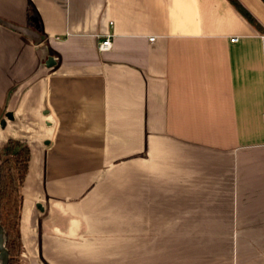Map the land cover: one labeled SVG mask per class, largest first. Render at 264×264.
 Masks as SVG:
<instances>
[{
	"label": "crops",
	"instance_id": "obj_1",
	"mask_svg": "<svg viewBox=\"0 0 264 264\" xmlns=\"http://www.w3.org/2000/svg\"><path fill=\"white\" fill-rule=\"evenodd\" d=\"M10 138L22 264H264V33L230 0H0Z\"/></svg>",
	"mask_w": 264,
	"mask_h": 264
},
{
	"label": "trees",
	"instance_id": "obj_2",
	"mask_svg": "<svg viewBox=\"0 0 264 264\" xmlns=\"http://www.w3.org/2000/svg\"><path fill=\"white\" fill-rule=\"evenodd\" d=\"M230 1L264 33V26L240 0ZM30 161L31 148L26 142L10 138L4 145H0V221L5 229V245L10 252L9 264H22L21 256L24 250L22 210L25 198L24 185Z\"/></svg>",
	"mask_w": 264,
	"mask_h": 264
},
{
	"label": "water",
	"instance_id": "obj_3",
	"mask_svg": "<svg viewBox=\"0 0 264 264\" xmlns=\"http://www.w3.org/2000/svg\"><path fill=\"white\" fill-rule=\"evenodd\" d=\"M54 64H55L54 57L49 56L47 60V65L53 66ZM7 116L9 118L13 117L11 112L7 113ZM5 122H6L5 118L1 120L2 125H4ZM0 178H1V164H0ZM0 185H1V180H0ZM9 260H10V252H9V249L5 245V229H4L3 224L0 221V264H9Z\"/></svg>",
	"mask_w": 264,
	"mask_h": 264
},
{
	"label": "built area",
	"instance_id": "obj_4",
	"mask_svg": "<svg viewBox=\"0 0 264 264\" xmlns=\"http://www.w3.org/2000/svg\"><path fill=\"white\" fill-rule=\"evenodd\" d=\"M155 37H151L152 40H154ZM233 41L238 40L237 37L232 38ZM112 47V40H111V34H108L106 38L99 44L100 51H106L109 50Z\"/></svg>",
	"mask_w": 264,
	"mask_h": 264
},
{
	"label": "rangeland",
	"instance_id": "obj_5",
	"mask_svg": "<svg viewBox=\"0 0 264 264\" xmlns=\"http://www.w3.org/2000/svg\"><path fill=\"white\" fill-rule=\"evenodd\" d=\"M4 144H5V143H4L3 141L0 140V145H4ZM21 261H22V259H21Z\"/></svg>",
	"mask_w": 264,
	"mask_h": 264
}]
</instances>
